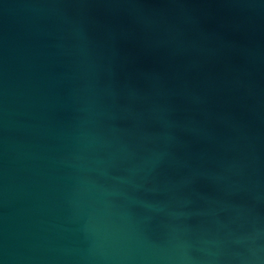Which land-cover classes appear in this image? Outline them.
I'll list each match as a JSON object with an SVG mask.
<instances>
[{
    "label": "water",
    "instance_id": "water-1",
    "mask_svg": "<svg viewBox=\"0 0 264 264\" xmlns=\"http://www.w3.org/2000/svg\"><path fill=\"white\" fill-rule=\"evenodd\" d=\"M0 264H264V0H0Z\"/></svg>",
    "mask_w": 264,
    "mask_h": 264
}]
</instances>
